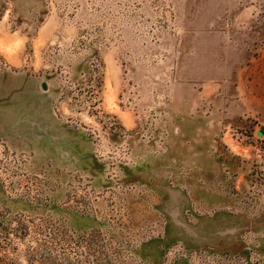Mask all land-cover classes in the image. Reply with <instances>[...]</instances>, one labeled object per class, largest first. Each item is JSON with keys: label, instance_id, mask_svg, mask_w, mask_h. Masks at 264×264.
Returning <instances> with one entry per match:
<instances>
[{"label": "rangeland", "instance_id": "obj_1", "mask_svg": "<svg viewBox=\"0 0 264 264\" xmlns=\"http://www.w3.org/2000/svg\"><path fill=\"white\" fill-rule=\"evenodd\" d=\"M264 0H0V264H264Z\"/></svg>", "mask_w": 264, "mask_h": 264}, {"label": "built area", "instance_id": "obj_2", "mask_svg": "<svg viewBox=\"0 0 264 264\" xmlns=\"http://www.w3.org/2000/svg\"><path fill=\"white\" fill-rule=\"evenodd\" d=\"M262 131V137L261 138H258V140H260V142L262 144H264V127L261 128V130H259L258 132ZM258 134V133H257Z\"/></svg>", "mask_w": 264, "mask_h": 264}, {"label": "water", "instance_id": "obj_3", "mask_svg": "<svg viewBox=\"0 0 264 264\" xmlns=\"http://www.w3.org/2000/svg\"><path fill=\"white\" fill-rule=\"evenodd\" d=\"M258 135H262V131L258 132Z\"/></svg>", "mask_w": 264, "mask_h": 264}]
</instances>
